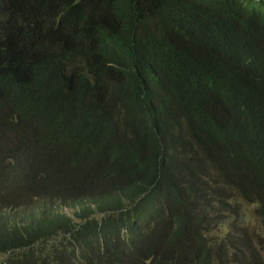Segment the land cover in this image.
I'll list each match as a JSON object with an SVG mask.
<instances>
[{"label": "trees", "instance_id": "1", "mask_svg": "<svg viewBox=\"0 0 264 264\" xmlns=\"http://www.w3.org/2000/svg\"><path fill=\"white\" fill-rule=\"evenodd\" d=\"M0 264H264V0H0Z\"/></svg>", "mask_w": 264, "mask_h": 264}, {"label": "rangeland", "instance_id": "2", "mask_svg": "<svg viewBox=\"0 0 264 264\" xmlns=\"http://www.w3.org/2000/svg\"><path fill=\"white\" fill-rule=\"evenodd\" d=\"M67 211H69V209ZM227 229H229V227H226V230ZM220 232H225V231L223 229H221V230L215 229V230H212L210 234L211 235H216L217 233H220Z\"/></svg>", "mask_w": 264, "mask_h": 264}]
</instances>
